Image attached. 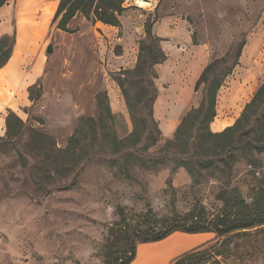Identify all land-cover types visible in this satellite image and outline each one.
<instances>
[{"label": "rangeland", "instance_id": "obj_1", "mask_svg": "<svg viewBox=\"0 0 264 264\" xmlns=\"http://www.w3.org/2000/svg\"><path fill=\"white\" fill-rule=\"evenodd\" d=\"M50 3L9 0L0 14V34L15 38L12 57L0 69V138H5L11 110L65 148L81 119H97L102 104L114 116L105 135L115 131L120 139L130 138L137 129L141 140L129 139L123 150L134 149L148 165L121 158L112 166L100 159H112L113 144L106 141L83 147L73 174L49 178V160L42 162L38 151L19 141L2 146L0 264H105L108 232L121 209L135 220L149 209L166 218L196 204L213 213L222 205V188H237L249 197L260 186L264 154L255 155L253 166L245 158L238 160L229 181L217 178V170L201 171L194 179L165 145L185 115L200 105L204 86L198 91L195 86L212 61L227 59L223 72L238 61L219 92L218 119L237 120L264 83V0H126L120 27L78 16L69 24L73 33L52 23L56 12H50ZM147 21L167 57L154 66L153 80L125 73L137 65ZM85 128L81 137L89 143L90 127ZM89 149L100 158L87 160ZM21 156L28 160L27 168ZM215 241L212 233H175L138 245L132 264H172ZM230 243L232 256L222 264H264V230Z\"/></svg>", "mask_w": 264, "mask_h": 264}, {"label": "trees", "instance_id": "obj_2", "mask_svg": "<svg viewBox=\"0 0 264 264\" xmlns=\"http://www.w3.org/2000/svg\"><path fill=\"white\" fill-rule=\"evenodd\" d=\"M8 1L0 0V9L6 6ZM48 1L59 2L52 23H56L59 30L67 33L75 32L69 28V24L78 16L84 17L93 24L101 23L120 27V18L127 11L126 0ZM145 29L146 39L140 43L137 65L125 73L133 78L153 80L157 78L153 70L154 66L166 61L167 57L158 46L159 39L153 35V23L147 21ZM14 43V36L12 39L9 36H3L0 39V69L10 61ZM244 45L243 42L237 57H240V51ZM147 50L149 53L145 54ZM226 64L227 59L222 58L206 66L195 86L196 91L204 86L200 105L185 115L173 139L168 140L165 145L167 152H170L174 160L194 179L201 174V171L217 170L219 172L217 178L229 181L233 166L238 160L245 158L249 161V165L253 166L255 162H258L255 155L264 154V83L246 104L234 125L218 133L211 130V124L217 117L219 92L227 77L232 74L234 67L238 65V61L223 72L221 68ZM34 88H30L31 96ZM149 116L155 125L152 108ZM110 119L114 120V116L109 106L101 104L99 117L97 119L82 118L79 127L69 138L67 146L58 148L55 140L49 135L28 125L16 113L9 110L6 117V134L5 138H0L2 143L0 149L2 146L19 141L24 143L23 148L38 151L37 154L44 157L42 162L48 163L47 160H49V178H53L60 172L65 176L73 174L80 166L83 147L93 148L95 143L104 144L106 141L113 144V147L109 149L112 159L98 158L112 161V166L118 165L121 158H124V162L139 160L147 166L148 162L138 159L134 149L123 150L129 139H134V143L136 140H141L139 131L135 129L130 138L124 139H120L115 131L105 135L107 130L105 127ZM85 125L90 127V137L86 135L90 139L89 143L81 137L86 129ZM83 142L85 143L82 144ZM157 142L158 139L154 137V144ZM93 152L89 149L86 154L87 160H95L96 155ZM21 158V165L27 168L28 160L24 156ZM218 200L222 205L216 212L209 213L203 206L196 204L187 213L166 218L157 217L149 209L135 220V218H129L121 209L119 219L108 232L105 264H132L136 259L138 245L161 242L175 233L190 235L212 233L217 241L206 243L184 253L172 264H222L232 256L231 239L254 230H264V180L260 182L259 187L252 189L249 197H244L237 188H222L219 191Z\"/></svg>", "mask_w": 264, "mask_h": 264}, {"label": "crops", "instance_id": "obj_3", "mask_svg": "<svg viewBox=\"0 0 264 264\" xmlns=\"http://www.w3.org/2000/svg\"><path fill=\"white\" fill-rule=\"evenodd\" d=\"M50 2H51L49 4L50 12L53 14L57 11L59 2L58 1H50ZM3 9H4V7L0 9V14H1ZM4 34H6V33H1L0 37H2ZM235 121H236V119H232V122H230L229 120L226 121L223 117L221 119H218V116H217L216 119L214 120V122L211 124V130L215 133L222 132L227 127L234 125Z\"/></svg>", "mask_w": 264, "mask_h": 264}, {"label": "water", "instance_id": "obj_4", "mask_svg": "<svg viewBox=\"0 0 264 264\" xmlns=\"http://www.w3.org/2000/svg\"><path fill=\"white\" fill-rule=\"evenodd\" d=\"M48 53H52L53 52V49L52 47H49V49L47 50Z\"/></svg>", "mask_w": 264, "mask_h": 264}]
</instances>
